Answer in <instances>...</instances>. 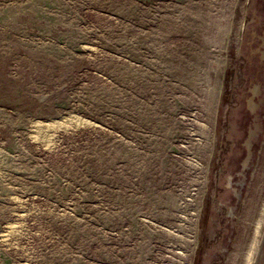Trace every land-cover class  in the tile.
Instances as JSON below:
<instances>
[{
    "label": "rangeland",
    "instance_id": "obj_1",
    "mask_svg": "<svg viewBox=\"0 0 264 264\" xmlns=\"http://www.w3.org/2000/svg\"><path fill=\"white\" fill-rule=\"evenodd\" d=\"M263 180L264 0H0V264H242Z\"/></svg>",
    "mask_w": 264,
    "mask_h": 264
},
{
    "label": "water",
    "instance_id": "obj_2",
    "mask_svg": "<svg viewBox=\"0 0 264 264\" xmlns=\"http://www.w3.org/2000/svg\"><path fill=\"white\" fill-rule=\"evenodd\" d=\"M242 264H264V180L259 193Z\"/></svg>",
    "mask_w": 264,
    "mask_h": 264
},
{
    "label": "bare ground",
    "instance_id": "obj_3",
    "mask_svg": "<svg viewBox=\"0 0 264 264\" xmlns=\"http://www.w3.org/2000/svg\"><path fill=\"white\" fill-rule=\"evenodd\" d=\"M92 125L93 123L91 121L76 115L65 116L61 119L46 123L35 121L31 126L32 138L39 141L44 147H49L54 143V138L58 132L89 127Z\"/></svg>",
    "mask_w": 264,
    "mask_h": 264
}]
</instances>
